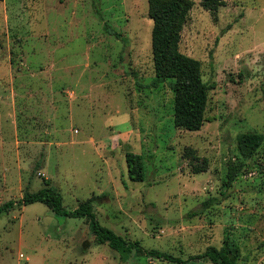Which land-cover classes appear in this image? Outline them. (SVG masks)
I'll return each instance as SVG.
<instances>
[{
  "label": "rangeland",
  "instance_id": "1",
  "mask_svg": "<svg viewBox=\"0 0 264 264\" xmlns=\"http://www.w3.org/2000/svg\"><path fill=\"white\" fill-rule=\"evenodd\" d=\"M192 1L179 49L213 84L196 131L174 125L169 86L151 85L148 0H0V204L46 179L66 208L95 197L102 226L179 264H213L189 258L225 236L238 264H264V141L237 149L240 133L264 134V0ZM0 264L178 263L121 256L85 218L34 202L0 215Z\"/></svg>",
  "mask_w": 264,
  "mask_h": 264
},
{
  "label": "trees",
  "instance_id": "2",
  "mask_svg": "<svg viewBox=\"0 0 264 264\" xmlns=\"http://www.w3.org/2000/svg\"><path fill=\"white\" fill-rule=\"evenodd\" d=\"M224 0H201V5L210 11L224 5ZM192 0H148V16L153 20L151 30V51L154 76L153 87L166 83L173 94V123L176 127L189 131L199 130L206 120L208 93L213 84L202 79L201 62L179 49L180 34L187 21ZM264 134L257 131L240 133L237 136V149L244 157L252 156L261 143ZM128 176L132 181H143L145 177L144 161L141 154L127 151L125 153ZM207 166L206 159L201 161L195 171ZM202 167V168H201ZM239 167L231 166L227 172L228 180H232ZM37 191L25 190L19 200H8L0 204V215L13 207H22L34 202L43 203L54 214L66 217L85 218L90 232L97 244H106L121 256L128 254L147 255L159 260L181 263L179 257L157 250L146 249L138 240L123 238L113 230L102 226L96 219L93 210V200L82 201L74 209L63 206L61 193L48 183ZM239 247L236 242L225 236L219 246H208L203 252L191 255L189 260H208L213 264H238Z\"/></svg>",
  "mask_w": 264,
  "mask_h": 264
}]
</instances>
